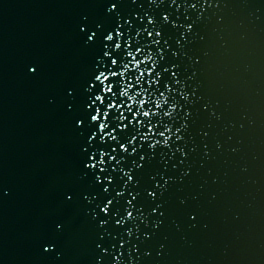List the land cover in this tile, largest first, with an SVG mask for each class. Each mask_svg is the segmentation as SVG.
Segmentation results:
<instances>
[{"label": "water", "instance_id": "1", "mask_svg": "<svg viewBox=\"0 0 264 264\" xmlns=\"http://www.w3.org/2000/svg\"><path fill=\"white\" fill-rule=\"evenodd\" d=\"M118 21L154 115L89 139ZM0 264H264V0H0Z\"/></svg>", "mask_w": 264, "mask_h": 264}, {"label": "snow or ice", "instance_id": "2", "mask_svg": "<svg viewBox=\"0 0 264 264\" xmlns=\"http://www.w3.org/2000/svg\"><path fill=\"white\" fill-rule=\"evenodd\" d=\"M114 8L115 5L113 4ZM127 22V21H125ZM119 21L116 25V43L114 45L105 44L104 49L102 50V55L98 59V63L100 64V69L94 75V79L91 84H89V88H93L94 91L89 97V102L85 105L86 110L90 111V121L96 122V130L92 131L89 139H92L96 135V132H100V140L103 141L104 137H108L109 139L115 140L116 136L113 135L112 131H106L109 128V124H112L115 128H119L124 130L127 128V125L123 123L125 120L124 108L122 105L125 104L124 98H127V110L132 112L133 119L136 118L137 113H140L143 117L149 118L154 113L149 110H143L142 106L145 105L148 101L144 98L145 94L148 92V89H145L142 86V79L144 77V72L140 71L139 65L140 61L135 59V54L132 51H126L120 55L119 58H113L111 53L108 51L110 47H114L119 49L121 47L119 43V39L121 37V33L119 31ZM97 29L103 33V30L97 26ZM151 35V33H149ZM159 35V33H157ZM88 39L91 41L92 37L89 36ZM103 40L111 42L113 40V35L109 32L107 35H103ZM125 47L127 48V41H125ZM137 52L140 51L139 48L136 49ZM127 57H131V60L126 59ZM145 60H150V56H145ZM108 65L107 70H105L104 66ZM112 66H116L117 70L113 71ZM155 66V65H153ZM132 70H135V74L133 75ZM150 72L151 69H148ZM127 75V79L125 78ZM160 76V73L157 72L156 75L148 81L150 85L156 84L157 78ZM139 86L134 89V84ZM99 84V87L96 88V84ZM131 90V91H130ZM151 95V94H149ZM163 93H160V97H163ZM137 96H140L141 99L137 100ZM119 100V102H117ZM163 103V100L158 98L155 101L156 107L159 108ZM133 106L136 107V111H132ZM112 114V119L109 120L108 117ZM117 113H119L117 115ZM167 115V113H165ZM81 121H77V124H80ZM131 123V121H129ZM139 124V121H137ZM149 129L151 130V124H149ZM167 131V129H165ZM161 136H164V132L159 133ZM147 134H144L141 139H147ZM135 139V136H132L129 139V143ZM166 139V138H165ZM121 150L125 149V144L121 143L119 145ZM101 156L105 153L101 152ZM91 159V157H90ZM112 159V157H109ZM99 163H103L101 160ZM88 167L89 165H85ZM95 166V165H92ZM130 178V177H129ZM99 179V177H97ZM106 207L101 209V211H105ZM131 216V212L128 213Z\"/></svg>", "mask_w": 264, "mask_h": 264}]
</instances>
